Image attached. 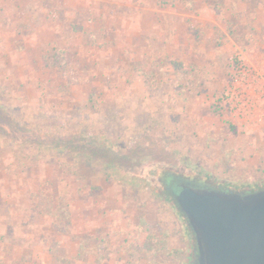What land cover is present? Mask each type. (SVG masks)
<instances>
[{
    "label": "rangeland",
    "instance_id": "rangeland-1",
    "mask_svg": "<svg viewBox=\"0 0 264 264\" xmlns=\"http://www.w3.org/2000/svg\"><path fill=\"white\" fill-rule=\"evenodd\" d=\"M262 1L0 0V264H191L163 175L264 188Z\"/></svg>",
    "mask_w": 264,
    "mask_h": 264
},
{
    "label": "water",
    "instance_id": "water-1",
    "mask_svg": "<svg viewBox=\"0 0 264 264\" xmlns=\"http://www.w3.org/2000/svg\"><path fill=\"white\" fill-rule=\"evenodd\" d=\"M197 247V264H264V188H193L177 196Z\"/></svg>",
    "mask_w": 264,
    "mask_h": 264
},
{
    "label": "trees",
    "instance_id": "trees-1",
    "mask_svg": "<svg viewBox=\"0 0 264 264\" xmlns=\"http://www.w3.org/2000/svg\"><path fill=\"white\" fill-rule=\"evenodd\" d=\"M162 179H163V186H164V190H163L164 197L166 198V200L173 203L176 206V208L182 213L183 216H184V213L182 212L178 199H177V196L182 190L183 185L190 186L193 188H199V189H202V188H207V189H224L225 188L226 189V187L224 186L215 187L212 185V183L208 181L187 178L183 175H180L174 172H166L163 175ZM151 242H153V240L149 238V240L146 243L147 248H150L152 246ZM192 252L193 253L191 255L192 256L191 264H197L198 252H197L195 244H193Z\"/></svg>",
    "mask_w": 264,
    "mask_h": 264
},
{
    "label": "built area",
    "instance_id": "built-area-1",
    "mask_svg": "<svg viewBox=\"0 0 264 264\" xmlns=\"http://www.w3.org/2000/svg\"><path fill=\"white\" fill-rule=\"evenodd\" d=\"M236 72H237V76L234 78V81H235V84H240L243 81V76L246 74L243 66L238 65L236 67Z\"/></svg>",
    "mask_w": 264,
    "mask_h": 264
},
{
    "label": "crops",
    "instance_id": "crops-1",
    "mask_svg": "<svg viewBox=\"0 0 264 264\" xmlns=\"http://www.w3.org/2000/svg\"><path fill=\"white\" fill-rule=\"evenodd\" d=\"M254 1H255V0H254ZM259 4H260V3H259ZM261 4L264 6V1H262ZM263 11H264V10H263ZM257 25H259L260 27H261V26L264 27V25H262L261 22H259ZM27 217H28V218H31V214L28 213V212H27ZM12 218H13V216H12ZM43 222H44V221H43ZM43 226H44V227H45V226L47 227V225L45 224V222H44ZM44 229H46V228H44Z\"/></svg>",
    "mask_w": 264,
    "mask_h": 264
}]
</instances>
